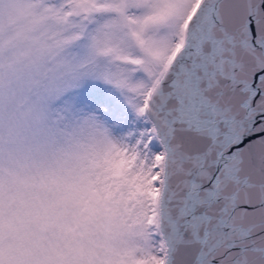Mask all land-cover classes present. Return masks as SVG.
<instances>
[{"label":"snow or ice","instance_id":"obj_1","mask_svg":"<svg viewBox=\"0 0 264 264\" xmlns=\"http://www.w3.org/2000/svg\"><path fill=\"white\" fill-rule=\"evenodd\" d=\"M0 264H264V0H0Z\"/></svg>","mask_w":264,"mask_h":264}]
</instances>
